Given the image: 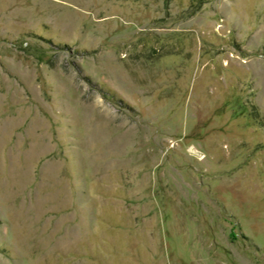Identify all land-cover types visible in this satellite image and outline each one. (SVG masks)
<instances>
[{
    "label": "rangeland",
    "instance_id": "rangeland-1",
    "mask_svg": "<svg viewBox=\"0 0 264 264\" xmlns=\"http://www.w3.org/2000/svg\"><path fill=\"white\" fill-rule=\"evenodd\" d=\"M0 264H264V0H0Z\"/></svg>",
    "mask_w": 264,
    "mask_h": 264
}]
</instances>
